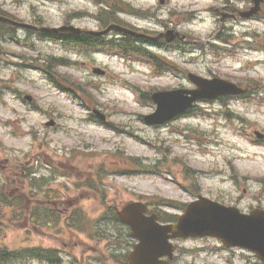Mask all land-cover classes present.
<instances>
[{
	"label": "clouds",
	"instance_id": "obj_1",
	"mask_svg": "<svg viewBox=\"0 0 264 264\" xmlns=\"http://www.w3.org/2000/svg\"><path fill=\"white\" fill-rule=\"evenodd\" d=\"M261 220L264 0H0V264H264Z\"/></svg>",
	"mask_w": 264,
	"mask_h": 264
},
{
	"label": "water",
	"instance_id": "obj_2",
	"mask_svg": "<svg viewBox=\"0 0 264 264\" xmlns=\"http://www.w3.org/2000/svg\"><path fill=\"white\" fill-rule=\"evenodd\" d=\"M129 216H136L138 214V210L135 208H130L127 210ZM146 219L148 217H145ZM258 223L264 224V220L261 221H253L249 222L247 224L244 223H238L235 226H230L228 231L230 235L239 237L243 240H245L247 243L252 244L255 243V237L258 231ZM157 227H162L161 225L157 224ZM182 227L192 230L193 228L197 227L196 225L192 224L190 221H184L182 223ZM145 238L146 240L151 243V241L155 238L150 230L145 231ZM139 251V250H138ZM135 264V260H134Z\"/></svg>",
	"mask_w": 264,
	"mask_h": 264
},
{
	"label": "rangeland",
	"instance_id": "obj_3",
	"mask_svg": "<svg viewBox=\"0 0 264 264\" xmlns=\"http://www.w3.org/2000/svg\"><path fill=\"white\" fill-rule=\"evenodd\" d=\"M171 198H172V194L170 193V192H167V193H163V194H161L160 195V197H159V199L161 200V201H169V202H171ZM166 214H171V212L170 211H166Z\"/></svg>",
	"mask_w": 264,
	"mask_h": 264
}]
</instances>
